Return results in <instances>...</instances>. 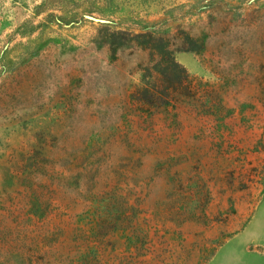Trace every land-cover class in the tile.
<instances>
[{"label": "rangeland", "instance_id": "obj_1", "mask_svg": "<svg viewBox=\"0 0 264 264\" xmlns=\"http://www.w3.org/2000/svg\"><path fill=\"white\" fill-rule=\"evenodd\" d=\"M0 264H264V0H0Z\"/></svg>", "mask_w": 264, "mask_h": 264}]
</instances>
